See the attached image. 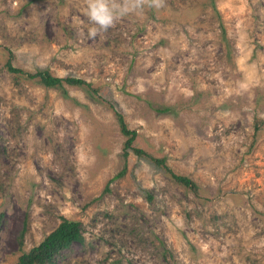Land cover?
I'll use <instances>...</instances> for the list:
<instances>
[{
    "label": "rangeland",
    "instance_id": "374dc122",
    "mask_svg": "<svg viewBox=\"0 0 264 264\" xmlns=\"http://www.w3.org/2000/svg\"><path fill=\"white\" fill-rule=\"evenodd\" d=\"M164 3L91 38L84 0H0V264L62 217L83 242L56 264H264V0ZM7 49L99 86L197 192L124 157L107 102L14 76Z\"/></svg>",
    "mask_w": 264,
    "mask_h": 264
},
{
    "label": "trees",
    "instance_id": "16d2710c",
    "mask_svg": "<svg viewBox=\"0 0 264 264\" xmlns=\"http://www.w3.org/2000/svg\"><path fill=\"white\" fill-rule=\"evenodd\" d=\"M7 53L8 56L4 66L7 71L12 73L14 76H23L26 79L35 81L46 88L62 89L65 85L80 87L92 98H96L97 100L105 103L107 102L109 107L112 108L116 114L121 133L126 136L123 144V156L127 157L128 151H131L138 158L148 159L176 183L185 186L189 190L197 192L198 185L186 175L175 172L167 163L165 156H156L134 144L137 135L136 131L129 129L122 114L115 109L112 103L103 99V97L99 94L101 90L99 86L74 75L60 77L53 74L48 69H36L35 71L25 70L14 65V56L10 50L7 49ZM157 110L159 112H167L169 108H157ZM263 124L264 118L257 117L255 119L254 135L258 133ZM123 173L124 168L117 174V176L119 177ZM148 197L150 198V196ZM25 229L26 227L24 226L19 233L20 247L23 244L22 240ZM76 242H83L81 223L78 220L62 217L61 221L54 227V229L46 234L38 244L32 246L26 251H22L16 261L11 264H56L58 260L74 252L72 247Z\"/></svg>",
    "mask_w": 264,
    "mask_h": 264
},
{
    "label": "clouds",
    "instance_id": "9594fccd",
    "mask_svg": "<svg viewBox=\"0 0 264 264\" xmlns=\"http://www.w3.org/2000/svg\"><path fill=\"white\" fill-rule=\"evenodd\" d=\"M84 14L90 27L88 34L95 38L115 26L118 19L129 14L143 12L145 7L161 9L164 0H84Z\"/></svg>",
    "mask_w": 264,
    "mask_h": 264
}]
</instances>
